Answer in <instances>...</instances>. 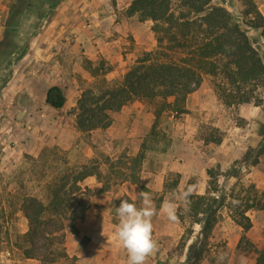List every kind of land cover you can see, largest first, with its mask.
Segmentation results:
<instances>
[{
    "label": "rangeland",
    "instance_id": "1",
    "mask_svg": "<svg viewBox=\"0 0 264 264\" xmlns=\"http://www.w3.org/2000/svg\"><path fill=\"white\" fill-rule=\"evenodd\" d=\"M13 1L0 2V39L9 6ZM253 1L258 8L256 0ZM111 3L115 5V0H110ZM213 4L227 7L239 22H243L244 11L247 9L244 0H214ZM60 6L61 2L56 8ZM172 6L177 10L179 0H172ZM54 13L55 11L41 17L30 16L25 25L19 28L18 37L23 44V49L16 53L4 71L0 72V125L6 117L4 114L6 103L5 105L1 104L5 98L3 94L6 88H10L13 92V89L29 86L35 91L38 104L43 98V90L47 87L48 80H44L45 84L42 83V80H40L41 83H38L34 79L36 78L34 72L38 65L24 58L32 51L35 39L40 38L41 43L45 44L52 36L50 32H44V30ZM149 22L148 26L151 28L153 23ZM245 28L254 39L264 60V38L261 31H253L246 25ZM155 49L156 45L151 51ZM151 51H142L127 65L113 70V73L108 77L110 84L121 82L137 60L142 58L146 52ZM125 53L127 52L123 51L122 55L127 61ZM80 55L82 58L78 64L80 63L82 68L87 71L84 68L86 57L81 52ZM99 61L100 59L95 62L98 64ZM78 64L77 62L70 64V71L77 70ZM40 67L42 68V66ZM87 74V78H83L81 74L76 78L82 90L93 86L99 80L92 78L88 71ZM32 77L33 79H31ZM221 80L220 76L216 78L205 76L199 88L201 94L198 97H193L191 94L188 96L184 105L185 113H178L174 110L163 112L157 125L159 134L157 138L150 137V132L155 118V110L159 107L161 100L131 102L135 104L132 114L133 116L140 114V121L133 124V119H131L127 124L128 133L132 132V128H134L135 132L140 135L138 137L143 141L146 140L148 146L140 175H144V181L149 187H144L142 190L140 187V190L150 193L156 208L152 223L155 228L153 231L155 237L153 238L157 242V250L147 257L145 264H184L188 244L196 238L200 229L198 225L192 224L188 215L187 202L191 195H205L210 192H213L212 196L223 198L224 206L221 208L218 222L209 239L207 254L200 264H254L257 256L255 250L264 246V210H251L247 213L253 224L247 233H244L234 218L237 212V203L243 196L253 193L248 185L253 184L258 190L264 191V155L255 165L235 164L236 161L242 160L248 152H250L249 160H254L253 151L261 141L259 128L264 123V100H261L257 109L247 113L241 106H225L216 88ZM68 81L65 79L66 83ZM71 82L69 81L68 85ZM257 97L260 98L259 93ZM169 101L172 100L169 99ZM40 113H43L41 108L36 111L28 110V114L32 116L36 114L38 117ZM56 114L59 117H64V122L69 121L70 112L60 111ZM41 118L44 119L43 116ZM42 120L38 118L30 120V123L35 127V133L30 132L31 129L27 127V131L18 126L15 127L17 133L24 138L23 141L32 139L37 144L36 148H33H38L40 151L37 157L28 153L22 154L20 159L13 157L12 154L4 150L5 146L1 143L0 137V168L4 165L5 156L8 155L10 160H15L14 167L6 173L0 171V264H41L39 260L27 259L23 254L24 248L29 247L24 238V234L28 230V220L22 211L25 197H36L47 204L50 201V189L56 184H62V181L68 176L69 187L73 175L77 171L80 172L83 166L88 168L97 166L106 174L109 172L107 158L114 160L122 154H127L128 145L136 150L139 147V143H133L132 140L127 143L123 142L122 146L109 145L100 136L96 140L90 133H82L75 146L63 149L57 143L51 142L57 138L55 133L58 132L52 125L46 124ZM134 136L136 137V134ZM127 139H131V137H127ZM94 141L98 143L95 144ZM48 142L49 144L46 145ZM83 143L86 144L85 153H78L80 148L76 146L83 145ZM11 144L10 147L8 146L10 151H12L11 147L15 146L14 143ZM40 146L45 147L40 149ZM110 151L111 153H109ZM85 156L86 161H83ZM211 168L218 169L224 174L230 170H236L238 175L226 178L219 176L217 180H213L207 173V170ZM120 185V179L113 176L110 181V193L100 196L87 189L83 190L80 185V190L73 196V205L80 204L81 207H86L93 200L109 196L110 202L107 201L109 208L106 211L110 217L107 222L111 228L116 229L117 218L112 214H115V209L119 204L113 197L121 194ZM157 186H159L158 189ZM140 192L136 190L135 194L137 196L135 202L138 205L141 203L138 194ZM166 200L175 204V219H170L161 209V205ZM192 227L194 234L189 236L187 229ZM69 233L71 232L67 229L66 236ZM88 241L87 237L83 238L79 249H86ZM39 246H42V243ZM69 246H74V244L69 243ZM58 249L66 251V243L59 246ZM69 256L76 257V255L71 256L70 254ZM102 258L105 263L118 261L110 254L103 255ZM76 263L79 264L77 261ZM57 264H70V262L61 260Z\"/></svg>",
    "mask_w": 264,
    "mask_h": 264
},
{
    "label": "trees",
    "instance_id": "2",
    "mask_svg": "<svg viewBox=\"0 0 264 264\" xmlns=\"http://www.w3.org/2000/svg\"><path fill=\"white\" fill-rule=\"evenodd\" d=\"M214 0H179L178 9H173L172 0H133L128 7V16L138 15L141 21L150 20L156 39V49L146 52L124 75L121 82L110 84L106 75L112 67L100 60L97 65L85 60L88 70L97 82L82 91L75 107V127L81 133L96 129H107L112 124V114L135 101L160 99L155 110L150 137L157 138L158 121L166 110L184 112L187 97L202 84L205 76L221 77L216 88L225 106H258L261 99L257 91L264 88V60L255 41L251 38L249 26L253 31L260 30L264 38V15L253 0H244L247 9L243 22L225 6L213 4ZM14 0L8 9L0 39V72H3L10 59L23 49L19 41V28L25 25L30 16L41 17L53 13L61 0ZM171 99L172 101H169ZM47 104L61 110L66 97L61 88L55 86L48 90ZM261 141L254 149V160L250 152L235 164L255 165L264 155V123L259 128ZM148 149L147 141L141 144L134 156L126 153L116 159L107 158L109 172L103 173L97 166H83L75 172L68 187L69 176L50 189V201L45 204L36 197H25L22 211L28 220V230L24 234L29 247L23 254L27 259H36L41 264H57L61 260L77 264L76 257H70L65 250L58 249L66 241V230L78 234L77 220L83 219L86 207L73 205V196L80 190V184L89 176H95L103 184L100 192L110 188L113 176L120 182L128 181L140 185V173ZM211 179L219 176L236 177L238 171L226 174L218 169H208ZM248 187L252 194L243 196L237 203L235 221L247 233L253 227L247 213L251 210H264V191L255 185ZM144 189L141 186V190ZM205 195H191L188 202V215L193 225L200 227L196 238L188 244L184 264H200L209 249V239L218 222L223 198ZM122 199L130 198L124 195ZM192 236L194 229L188 228ZM189 240V239H188ZM42 243V246L39 244ZM254 264H264V246L255 250Z\"/></svg>",
    "mask_w": 264,
    "mask_h": 264
},
{
    "label": "crops",
    "instance_id": "3",
    "mask_svg": "<svg viewBox=\"0 0 264 264\" xmlns=\"http://www.w3.org/2000/svg\"><path fill=\"white\" fill-rule=\"evenodd\" d=\"M2 1L4 0H0V2ZM57 1L59 0H54L53 3ZM132 1L115 0V5H112L110 0H61V6L54 10L55 13L44 30V32H50L52 36L48 38L45 44L41 43L40 38L35 39L32 51L24 58L38 65L36 72H34V77H36L34 79L38 83H41L40 80H42V83L45 84L44 80H48V85L43 90L42 100L38 104L35 91L29 86L13 89V92H11L10 88H6L3 94L5 98L1 101V104L5 105L6 103L4 110L6 117L0 125V137L1 143L5 146L4 150L17 159H20L22 154L24 155L25 153L37 157L40 151L38 148L33 149L36 148L37 144L32 139L23 141L24 138L17 133L15 127L18 126L24 131L29 128L31 129L30 132L35 133V127L30 123V120L33 118L42 120V116L44 117L42 121L52 125L55 131L58 132L55 133L57 138H54L51 142L57 143L63 149H70L75 146L82 133L75 127L76 115L74 111L77 106V100L83 91L80 89L76 78L80 74L83 78L88 77V70L85 71L80 63L78 64L80 58H82L80 52L87 60L92 61L94 65H97L95 61L98 59L105 60L112 67V71L106 75L108 80L113 70H118L122 65H127L132 59L137 58L140 52L151 51L156 45L154 33L148 26L150 20L141 21L138 15L128 16L126 14ZM256 3L259 11L264 15V0H256ZM123 51L127 52L125 53L127 61L122 55ZM76 62L78 64L77 70L70 71V64ZM92 78L94 77L92 76ZM65 79L72 82L68 85L69 81L66 83ZM55 86L61 88L66 97L65 105L61 110L53 109L46 102L48 90ZM199 88L191 93L193 97H198L201 94ZM258 93L260 99L264 100V88H260L257 91ZM133 105L135 104L129 103L121 111L113 113V121L110 127L93 130L90 134L96 140L100 136L109 145L122 146L123 142L127 143L131 140L133 143L137 142L139 143L138 149L136 150L128 145L129 151L127 152L129 156L136 155L143 140L138 137L140 135L135 132L134 128H132L134 132L128 133L127 124L131 119H133V124L140 121V114L135 116L132 114ZM258 107L255 105L241 106L245 113ZM40 108L43 113H40L38 117L36 114L33 116L28 114V110L31 111L33 109L36 111ZM60 111L70 112L69 121L66 120L64 122V117H59L56 114ZM135 134L136 137L134 136ZM127 137H131V139H127ZM11 143L15 144L13 148L11 147L13 152L8 149V146L12 145ZM93 143L96 144L98 142L94 141ZM48 144L49 142L46 145ZM85 146V143L80 146L78 144L76 146L80 148L78 153H85ZM40 147V149H43L45 146ZM83 161H86V156ZM3 163L4 165L0 168V171L6 173L14 167L15 160H10L7 155L4 157ZM120 183L119 191L121 194L113 197L117 202L124 195H127L130 200L136 201V190L140 192L141 186L149 187L144 181L143 174L140 175V185L131 184L128 181ZM80 185L83 190L87 189L97 194V196L110 193L109 190L103 193L100 192L103 184L95 176L87 177ZM158 188L159 186H157ZM107 201L110 202L109 196L88 203L84 218L77 220L79 233L77 235L69 233L66 236V251L71 256L76 255L79 264H127V252L118 241L115 229L111 228L107 222L110 217L106 211L109 208ZM112 215L115 216V214ZM85 237L89 239L86 249H79L81 241ZM153 237H155L154 234ZM69 243H73L74 246H69ZM108 254L113 258L116 257L118 261L116 263H105L102 256Z\"/></svg>",
    "mask_w": 264,
    "mask_h": 264
},
{
    "label": "clouds",
    "instance_id": "4",
    "mask_svg": "<svg viewBox=\"0 0 264 264\" xmlns=\"http://www.w3.org/2000/svg\"><path fill=\"white\" fill-rule=\"evenodd\" d=\"M139 198V205L135 201L122 199L115 209L116 237L127 252V264H145L147 257L157 250L152 223L156 208L149 192L141 191ZM161 209L170 219H175V204L166 200Z\"/></svg>",
    "mask_w": 264,
    "mask_h": 264
}]
</instances>
